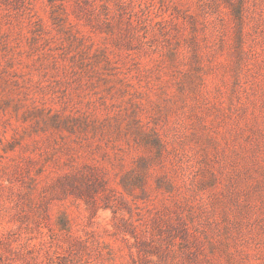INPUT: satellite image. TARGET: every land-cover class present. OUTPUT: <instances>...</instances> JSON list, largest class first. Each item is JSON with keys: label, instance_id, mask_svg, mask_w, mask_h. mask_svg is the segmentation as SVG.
<instances>
[{"label": "rangeland", "instance_id": "374dc122", "mask_svg": "<svg viewBox=\"0 0 264 264\" xmlns=\"http://www.w3.org/2000/svg\"><path fill=\"white\" fill-rule=\"evenodd\" d=\"M0 264H264V0H0Z\"/></svg>", "mask_w": 264, "mask_h": 264}]
</instances>
